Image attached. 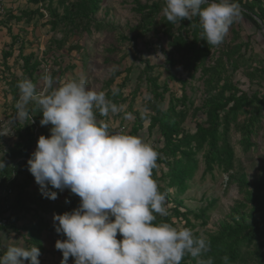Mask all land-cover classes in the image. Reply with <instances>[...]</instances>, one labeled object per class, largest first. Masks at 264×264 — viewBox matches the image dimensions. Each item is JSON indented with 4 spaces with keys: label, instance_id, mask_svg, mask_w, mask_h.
<instances>
[{
    "label": "rangeland",
    "instance_id": "rangeland-1",
    "mask_svg": "<svg viewBox=\"0 0 264 264\" xmlns=\"http://www.w3.org/2000/svg\"><path fill=\"white\" fill-rule=\"evenodd\" d=\"M154 2L160 5L164 2L166 6V0H48L37 5L28 0H0V128L6 132L0 136V159H4L7 151L16 150L19 145L23 147L26 141V120L14 122L20 97V92L15 91L14 79L18 82L30 79L38 85L39 92L43 90L41 78L46 73L54 78V87L83 76L88 89L105 92L108 100L124 105L125 112L134 117L126 120L124 112L103 116L97 111V120L107 123L113 134L129 135L140 122L141 128L133 136L142 138L154 149H161L164 142L157 129L149 131L147 128L149 118L155 115L150 109L152 104L165 112L173 98L175 112L180 111L185 117L179 129L183 134H193L195 124L204 120L205 104L227 94L225 85L234 87L237 96L239 93L248 97L255 93L262 95L264 82L252 80L249 75L264 66V40L258 38L256 27L247 17L241 16L234 22L225 40L219 45H211L209 57L191 73L188 69L190 56L186 50L182 51L177 40L178 35L186 41L191 40L195 20H189L190 24H185L186 20L182 24L171 23L163 15L164 7L160 6L143 31L136 9ZM33 11L36 12L31 20L28 15ZM161 53L165 59L159 55ZM23 57L30 59L27 72L23 71ZM30 72L32 78H29ZM153 86L157 87V93L166 89L162 100L154 101ZM114 89L119 90L116 95H113ZM27 110L35 125L36 136L28 151L30 157L38 138L50 136L51 125H40L42 113L34 103L30 102ZM249 111L240 113L235 122L228 124V145L233 155L228 172L216 166L211 172L206 171L207 151H200L196 156L198 163L194 176L180 193L168 186L169 167L164 163L157 164L152 176L159 190L167 194L169 213L167 217L157 214V218L170 219L174 226L187 227L193 233L211 239L224 225L252 224L264 215V210L259 212L253 204L256 182L264 168V114L250 135L251 146L245 148L240 128L251 116H256L255 107ZM222 143L220 141L221 147ZM160 157L165 161L162 155ZM27 161L6 162L16 174L19 163ZM26 175L27 171L15 175L17 183H22ZM56 191L58 198L51 204L65 207L70 190ZM26 192L28 197L40 192L35 179ZM14 197L15 192L3 185L0 203L6 202L0 205V211L10 205ZM73 203L77 208L80 200ZM208 206L212 210L203 223L196 217ZM8 215L0 218V225L7 224L3 219ZM38 215L54 227L51 213H43L40 209ZM18 216L19 221L15 224L18 232L0 231V256L11 243L32 247L29 239L35 236L42 248L40 264H61L62 252L55 248L60 236L45 231L37 233L32 212ZM185 216L189 224L185 223ZM117 239L122 237L118 234ZM237 259L234 264H264V237L247 243ZM67 264H74V258L70 257Z\"/></svg>",
    "mask_w": 264,
    "mask_h": 264
},
{
    "label": "clouds",
    "instance_id": "clouds-1",
    "mask_svg": "<svg viewBox=\"0 0 264 264\" xmlns=\"http://www.w3.org/2000/svg\"><path fill=\"white\" fill-rule=\"evenodd\" d=\"M162 12L171 23L198 17L202 39L213 46L221 44L241 18L235 0H166ZM41 83L43 90L38 92L30 79L18 82L14 122L29 119L30 102L38 107L40 125H51L50 136L38 138L27 170L43 197L56 200L58 192L52 189H67L80 198L76 209L53 216L56 233L66 237L55 243L62 252L61 264L70 257L74 264H181L186 255L200 258L208 253L211 244L206 237L169 222L155 223L157 214L169 215L167 194L152 176L158 152L140 137L111 133L96 117L97 111L103 116L124 112V119H134L125 106L108 100L103 91L88 89L83 76L54 87V78L46 73ZM4 168L0 159V170ZM40 255L37 246L11 243L0 264H40ZM222 259L228 264L229 257ZM197 264L214 260L197 259Z\"/></svg>",
    "mask_w": 264,
    "mask_h": 264
},
{
    "label": "trees",
    "instance_id": "trees-1",
    "mask_svg": "<svg viewBox=\"0 0 264 264\" xmlns=\"http://www.w3.org/2000/svg\"><path fill=\"white\" fill-rule=\"evenodd\" d=\"M48 0H28L29 3L37 5L39 3H45ZM151 1V0H146ZM241 8V16L247 17L256 27L258 31L257 35L260 40H264V36L260 32L259 22L264 27V0H235ZM161 7H165L164 2L161 5L158 2L152 3L150 6H139L136 12L140 16L139 27L144 28L151 23L153 16L160 10ZM206 6V5H205ZM204 7V6H202ZM246 11H245V10ZM36 11L29 13L28 18L32 20ZM245 12V13H244ZM251 13L250 15H248ZM195 20V27L190 32L191 40L186 41V38H182L178 35L177 44L190 59L189 70L191 73L196 71V69L202 65L209 57L210 54V44H207L205 40L201 37V27L199 25V18L193 17ZM184 21H178L177 23L182 24ZM185 24H190L189 20H186ZM187 33V31H185ZM23 71L27 72L29 70V57H23ZM252 80L255 78L264 82V66L261 69L254 70L251 75H249ZM29 78H32V73L30 72ZM15 80V91L18 92L17 87L18 81ZM147 80V79H146ZM150 80V79H148ZM149 82V81H148ZM155 84V83H154ZM152 85V84H150ZM153 98L154 101L159 99L162 100V95L166 92L163 89L160 93H157V87L153 86ZM224 90L227 92L225 97L220 99H211L205 104L204 120L202 123L195 124V132L193 134H183L179 129L180 122L184 119V113L175 112L173 98L169 100V106L165 112L159 111L158 108L152 104L150 109L153 110L154 116L149 118L148 130L157 129L159 134L163 138L164 146L161 149H155L159 156L156 164L164 163L169 167L168 186L174 188L178 192H183L185 190L186 184L192 179L194 173L197 169V153L206 150L205 155V166L206 171L211 172V170L216 166L222 169L223 172H228L232 167V150L228 145V133H229V123L235 122L240 113L247 114L250 108L255 107L256 116H251L245 125H242L240 132L242 138L245 141V148L251 146L250 135L255 130V124L257 120L260 119L262 113L264 114V87L261 96L258 94H253L252 97H248L244 93H239V96L233 92L235 89L230 85H225ZM184 106V103L182 104ZM30 112V111H29ZM25 145L20 147L17 146L16 150H9L4 155L5 168L0 170V190L3 185H8L11 190L15 192V197L12 203L2 207L0 211V218L5 214H9L4 217L3 222L5 225H0V231L11 230L13 232H18L15 224L19 221V213H33V218L36 220L35 228L37 233L45 231L48 233L56 234L60 236V240L63 241L66 237L62 234H57L54 227H51L49 223L44 222L43 218L38 215V210L42 209L43 213H51L62 215L65 212H71L76 209L74 207V201L80 200L78 196L72 194L68 195V199L65 201V207L61 205H52L51 199L45 198L41 195V192L36 193L33 197H28L26 190L29 185L33 182L34 177L27 170V162L19 163V171L15 174V169L7 164V160H17V159H28V151L31 150L34 143V132L35 125L30 121V119L25 121ZM141 128L140 122L131 131V135L136 134ZM222 141V147L220 145ZM160 155L164 157L165 161H162ZM155 169V168H154ZM153 169V171H154ZM27 171L25 180L22 183H17L16 176L18 174ZM16 175V176H15ZM257 190L254 196V206L257 207L259 212L264 210V168L260 180L256 182ZM50 187V186H49ZM56 191L55 189H52ZM6 201H2L4 204ZM214 204V203H213ZM34 206L31 208L28 206ZM5 209V210H4ZM212 210V207H207L203 210L197 219H202L203 223L208 220V212ZM175 214H178L175 211ZM186 224H189V220L184 217ZM169 222L170 219L167 218H157L155 223ZM195 236L200 237L198 233H194ZM264 237V215H262L258 221L252 224H240L235 223L233 225L228 224L222 227L215 237L208 239L210 241L211 247L210 251L204 254L200 258H193L190 255H186L181 264H197V259H207L209 257L213 258L214 264H224L223 257H229L228 264H234L236 259L239 258L242 248H244L247 243H251L252 240H259ZM31 246H37L42 254V248L37 243L36 237L32 236L30 239ZM27 242V241H26ZM6 250V248H5ZM5 252V251H4ZM4 254V253H3ZM1 254V255H3ZM40 257V256H39ZM38 257V259H39ZM238 260V259H237ZM25 264H29L25 261Z\"/></svg>",
    "mask_w": 264,
    "mask_h": 264
},
{
    "label": "water",
    "instance_id": "water-1",
    "mask_svg": "<svg viewBox=\"0 0 264 264\" xmlns=\"http://www.w3.org/2000/svg\"><path fill=\"white\" fill-rule=\"evenodd\" d=\"M259 26H260L261 33L264 36V27L260 22H259Z\"/></svg>",
    "mask_w": 264,
    "mask_h": 264
}]
</instances>
